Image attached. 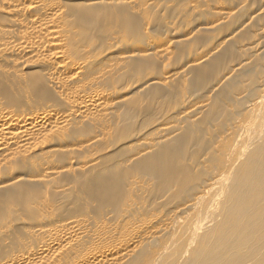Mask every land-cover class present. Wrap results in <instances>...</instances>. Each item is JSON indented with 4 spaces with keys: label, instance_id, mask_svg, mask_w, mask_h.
<instances>
[{
    "label": "bare ground",
    "instance_id": "6f19581e",
    "mask_svg": "<svg viewBox=\"0 0 264 264\" xmlns=\"http://www.w3.org/2000/svg\"><path fill=\"white\" fill-rule=\"evenodd\" d=\"M0 75V264H264V0H0Z\"/></svg>",
    "mask_w": 264,
    "mask_h": 264
},
{
    "label": "rangeland",
    "instance_id": "374dc122",
    "mask_svg": "<svg viewBox=\"0 0 264 264\" xmlns=\"http://www.w3.org/2000/svg\"><path fill=\"white\" fill-rule=\"evenodd\" d=\"M93 1H96V0H93ZM121 12L122 13H124L123 12V10H121ZM170 12H172V11H170ZM122 15H124V14H122ZM150 18H152L150 15H139V16H137V17H135L134 16V18L132 19V18H129V20L128 21H130V23L131 24H135V23H139V21H141V22H147L148 23V21H150L151 19ZM139 20V21H138ZM138 21V22H137ZM112 27V26H111ZM135 32H133V34H134ZM135 35V34H134ZM133 37V36H132ZM131 36H129L128 37V39H130V38H132ZM173 40H176V38H173ZM18 59H21V57H17ZM30 71L32 72V71H34V69H30ZM15 82H18V81H20L21 80V76L20 75H18V76H14V77H11ZM5 79H8L7 77H5V76H3V75H0V83L3 81V80H5ZM138 96L137 95H135V96H133V97H131L130 98V100H135L136 98H137ZM85 181H87V180H85ZM41 188L40 187H38V186H36V188H34V190H36V192H38V190H40ZM21 200H19V198H17V197H13V198H8L7 199V202L9 203H17V202H20ZM18 205H21V204H19L18 203Z\"/></svg>",
    "mask_w": 264,
    "mask_h": 264
}]
</instances>
